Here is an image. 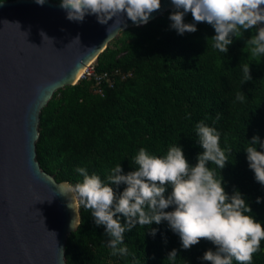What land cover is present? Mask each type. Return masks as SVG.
<instances>
[{
  "label": "trees",
  "instance_id": "16d2710c",
  "mask_svg": "<svg viewBox=\"0 0 264 264\" xmlns=\"http://www.w3.org/2000/svg\"><path fill=\"white\" fill-rule=\"evenodd\" d=\"M172 11L117 35L95 61L99 80L80 77L55 91L41 111L35 160L58 181L72 185L83 180L75 171L78 167L105 181L117 164L122 174L136 170L132 161L140 148L164 156L177 144L194 166L203 151L195 125L203 120L220 131L221 148L231 149L223 169L209 167L217 178L223 177L228 194L235 188L245 196L250 214L264 227V186L255 180L245 152L254 134L264 140V56L251 55L245 41L254 33L248 31L243 38H233L224 54L212 47L216 33L206 22H196L195 32L179 35L170 27ZM184 22H194L191 13ZM244 64H250L252 80L241 84ZM239 91L246 95L243 103L235 99ZM110 186L117 193L126 187ZM170 192L169 187L166 195ZM79 207L80 227L68 236L67 264H210L200 258L206 250L215 251L204 239L182 249L179 236L162 221L150 226L157 229L154 236L139 225L125 232L129 255L113 256L104 226H97L91 212ZM172 210L174 206L165 209ZM117 215L125 223L123 215ZM173 249L178 254L174 262L166 259ZM252 264H264V240Z\"/></svg>",
  "mask_w": 264,
  "mask_h": 264
},
{
  "label": "clouds",
  "instance_id": "9594fccd",
  "mask_svg": "<svg viewBox=\"0 0 264 264\" xmlns=\"http://www.w3.org/2000/svg\"><path fill=\"white\" fill-rule=\"evenodd\" d=\"M35 3L43 6L45 0H35ZM171 4L170 27L177 34L193 33L197 30L196 22H206L216 33L211 37L212 47L224 54L233 38H243L248 31L254 33L245 41L251 55L264 56V26H261L264 0H171ZM60 7L66 12V19L72 22H83L86 15H95L98 23L106 24L117 14H123L139 26L146 24L150 14L160 9L161 0H60ZM187 13H191L193 23L184 22ZM40 35L42 40H52L43 31ZM74 40L79 41L78 37ZM249 65L242 66L241 84L252 80ZM235 99L243 103L246 95L239 91ZM195 135L203 151L197 154L194 166L177 144L170 146L164 156H155L140 148L132 161L136 170L122 174L121 165L117 164L105 181L78 167L75 171L83 177L82 182L62 183L59 192L64 196L71 194L69 208H73L74 203L82 205L91 212L97 226H104L109 237L107 246L113 256L129 255L128 246L123 243L125 232L139 225L148 227L149 234L154 236L157 229L150 226L166 221L179 236L182 249H190L201 239L215 245V251L204 252L200 258L203 261L233 264L235 260L238 264H252L253 255L260 251L264 240V227L250 214L252 209L245 196L235 188L228 194L223 177L219 174L217 178L215 169L209 167L213 164L223 169L228 162L226 151L231 152V149L221 148L220 131L203 120L196 123ZM247 142L248 166L255 180L264 186V140L254 134ZM257 145L261 151H257ZM121 184L126 187L119 193L110 186L118 188ZM169 187L171 192L166 195ZM260 202L261 198L257 197L256 203ZM170 206H174V210L165 211ZM117 214L123 215L125 223H120ZM69 226L73 231L80 227L76 216ZM177 256L173 249L166 259L174 262Z\"/></svg>",
  "mask_w": 264,
  "mask_h": 264
},
{
  "label": "water",
  "instance_id": "95a60500",
  "mask_svg": "<svg viewBox=\"0 0 264 264\" xmlns=\"http://www.w3.org/2000/svg\"><path fill=\"white\" fill-rule=\"evenodd\" d=\"M172 7L161 0L149 21ZM146 24L137 26L123 14L106 24L95 15L72 22L60 1H0V264H67L69 225L75 216L80 225L82 211L75 203L68 207L70 193L59 192L69 182L35 160L41 111L117 35ZM41 31L52 40H42Z\"/></svg>",
  "mask_w": 264,
  "mask_h": 264
},
{
  "label": "built area",
  "instance_id": "2783aa9c",
  "mask_svg": "<svg viewBox=\"0 0 264 264\" xmlns=\"http://www.w3.org/2000/svg\"><path fill=\"white\" fill-rule=\"evenodd\" d=\"M95 64V63H94ZM94 64L93 65H89L85 72L81 75V77H94V79L99 80L98 76L96 75L95 71H94ZM106 76V75H103Z\"/></svg>",
  "mask_w": 264,
  "mask_h": 264
},
{
  "label": "bare ground",
  "instance_id": "6f19581e",
  "mask_svg": "<svg viewBox=\"0 0 264 264\" xmlns=\"http://www.w3.org/2000/svg\"><path fill=\"white\" fill-rule=\"evenodd\" d=\"M94 63H95V61H93L92 63H90V65H93ZM88 66H89V65H87V66L85 67V69H84L83 71L80 72V74H79L80 76L85 72V70H86V68H87ZM80 76H79V77H80Z\"/></svg>",
  "mask_w": 264,
  "mask_h": 264
}]
</instances>
